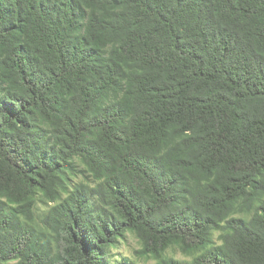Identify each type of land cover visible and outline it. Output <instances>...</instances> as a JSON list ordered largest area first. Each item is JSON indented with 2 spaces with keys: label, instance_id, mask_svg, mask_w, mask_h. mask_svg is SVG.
Masks as SVG:
<instances>
[{
  "label": "trees",
  "instance_id": "obj_1",
  "mask_svg": "<svg viewBox=\"0 0 264 264\" xmlns=\"http://www.w3.org/2000/svg\"><path fill=\"white\" fill-rule=\"evenodd\" d=\"M129 233L264 264V0H0V264Z\"/></svg>",
  "mask_w": 264,
  "mask_h": 264
},
{
  "label": "rangeland",
  "instance_id": "obj_2",
  "mask_svg": "<svg viewBox=\"0 0 264 264\" xmlns=\"http://www.w3.org/2000/svg\"><path fill=\"white\" fill-rule=\"evenodd\" d=\"M140 249V243L136 236L132 233L126 235V238L117 243V245L109 250V258L112 262L128 260L131 264H156L155 260H147L139 258L136 251ZM168 256L179 260L190 261L192 258L183 255L179 250L173 249L168 252Z\"/></svg>",
  "mask_w": 264,
  "mask_h": 264
}]
</instances>
